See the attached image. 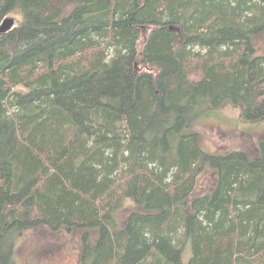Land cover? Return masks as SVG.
<instances>
[{"label":"trees","instance_id":"obj_1","mask_svg":"<svg viewBox=\"0 0 264 264\" xmlns=\"http://www.w3.org/2000/svg\"><path fill=\"white\" fill-rule=\"evenodd\" d=\"M4 24L0 264L42 228L83 232L81 264H264V141L194 133L226 105L264 121V0H0Z\"/></svg>","mask_w":264,"mask_h":264},{"label":"rangeland","instance_id":"obj_2","mask_svg":"<svg viewBox=\"0 0 264 264\" xmlns=\"http://www.w3.org/2000/svg\"><path fill=\"white\" fill-rule=\"evenodd\" d=\"M21 18L14 14L8 20L13 25L20 24ZM260 53L264 55V35L258 37ZM194 133L199 136L200 148L206 153L226 155L235 151L246 152L253 159L258 158L260 143L264 141V121L249 123L243 121L241 110L226 105L210 110L196 125ZM216 174V172H214ZM216 179L209 170L201 176L196 193H209ZM133 212L134 203L129 201L115 216L116 223L123 225ZM83 232L73 234H52L49 229L19 232L15 259L16 264H81ZM191 256V245L184 250V261Z\"/></svg>","mask_w":264,"mask_h":264},{"label":"water","instance_id":"obj_3","mask_svg":"<svg viewBox=\"0 0 264 264\" xmlns=\"http://www.w3.org/2000/svg\"><path fill=\"white\" fill-rule=\"evenodd\" d=\"M8 26L10 27L11 25L8 24ZM7 28V25H3L0 27V33H3L5 31V29Z\"/></svg>","mask_w":264,"mask_h":264}]
</instances>
